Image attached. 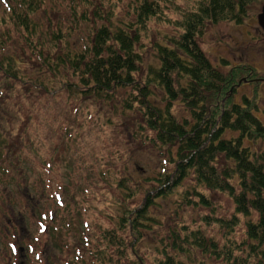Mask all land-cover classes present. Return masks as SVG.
Wrapping results in <instances>:
<instances>
[{"label": "rangeland", "instance_id": "1", "mask_svg": "<svg viewBox=\"0 0 264 264\" xmlns=\"http://www.w3.org/2000/svg\"><path fill=\"white\" fill-rule=\"evenodd\" d=\"M109 1L116 3L114 13L126 21L133 19L139 0ZM155 1L161 7L160 16L146 23L139 43L145 57L142 79L149 74L148 65L156 60L154 43L175 34L174 22L183 12L196 9L201 0ZM38 2L40 9L28 17L37 28L28 33L10 11L14 7L23 14L25 4L20 5L21 0H0V60L12 56L17 75L14 82L5 81L0 71V264H80L73 257L92 264L100 233L115 229L122 215L117 197L122 198L124 188L127 192L139 191V195L126 200L128 209L144 207L148 218L160 222L141 228L142 238L137 244V254L151 259L159 237L165 234L162 225L175 210H183L182 190L194 185L193 175L184 182L186 186L167 195H154L159 188L155 178H160L163 147L147 139V130L138 133L139 114L123 107L127 91L120 88L109 100L83 95L79 78L69 64L55 65L51 57L41 61L36 52L38 44L43 45L44 54L46 49L60 52L51 37L56 29L68 37L67 45L72 50H81L89 44L95 23H84L79 17L73 20L69 0ZM262 8V3H253L241 23L225 21L206 28L198 42L214 67L226 71L242 63L264 76V29L257 21ZM48 61L51 70L44 66ZM150 88L151 102L163 107V90L153 82ZM252 88L249 82L241 83L234 101L250 95ZM260 94L258 104L262 107L264 83ZM173 113L180 122L191 119L182 102L173 105ZM170 148L168 156L174 157L176 146ZM172 167L169 164L165 169L170 171ZM121 179L127 181L123 187ZM148 191L154 197L146 204ZM55 194L61 198H55ZM208 195L217 215H231L233 204L227 197L217 192ZM187 209L182 218L188 221L210 211ZM115 230L129 246L134 238L119 227ZM243 230V224L235 229L237 239L243 237ZM208 233L215 236L216 227L209 228ZM110 251L115 258V247ZM130 259L131 254L122 264ZM145 261L149 264L148 259Z\"/></svg>", "mask_w": 264, "mask_h": 264}, {"label": "trees", "instance_id": "2", "mask_svg": "<svg viewBox=\"0 0 264 264\" xmlns=\"http://www.w3.org/2000/svg\"><path fill=\"white\" fill-rule=\"evenodd\" d=\"M69 1L73 20L79 17L84 23H95L90 42L81 50H72L62 30H53L52 40L61 50L46 49L44 54L43 45L38 44L35 48H39L36 52L41 61L51 57L55 65L69 64L79 78L83 95L109 100L118 89L127 91L123 107L139 114L138 133L147 130V139L163 147L160 178H155L159 188H155L154 195H167L186 186L184 182L191 174L194 180L191 188L186 186L182 190L183 215L175 210L162 225L165 234L159 237L151 259L137 254V244L142 238L141 228L160 222L148 218L144 207L137 211L128 209L126 200L139 195V191L127 192L124 188L122 198L117 197L122 215L116 227L134 239L128 246L125 237L118 236L116 227L101 232L92 264H122L130 254L128 264H147L145 259L149 264H264V105L258 104L263 75L242 63L226 71L217 69L198 42L209 25L241 23L250 6L263 4L264 0H201L196 9L183 12L174 22L175 34L154 43L156 60L148 65L149 74L144 79L140 72L145 57L139 43L146 23L160 16L159 3L137 1L133 19L124 21L114 13L115 2ZM21 4H25L24 13L10 7L11 15L18 19L21 28L34 33L37 26L28 17L40 9V4L38 0H21ZM0 61L1 78L14 82L16 60L10 56ZM44 66L47 70L52 68L49 61ZM152 82L164 92L163 107L151 102ZM240 82H249L253 90L236 102L234 96ZM65 85L60 87L66 88ZM71 87L77 90L72 84ZM176 102L188 107L190 120L178 121L173 113ZM227 132L231 135L227 136ZM171 146H176L174 157L168 156ZM169 164L173 165L170 171L165 169ZM124 183L127 181L119 180L121 187ZM208 192L227 197L233 204L231 215H217ZM154 195L147 192L146 204L153 201ZM187 208L210 211L188 221L182 218ZM241 224L243 237L237 239L235 229ZM211 227H216L215 236L208 233ZM112 246L115 258L110 251ZM74 258L85 264L84 260Z\"/></svg>", "mask_w": 264, "mask_h": 264}, {"label": "water", "instance_id": "3", "mask_svg": "<svg viewBox=\"0 0 264 264\" xmlns=\"http://www.w3.org/2000/svg\"><path fill=\"white\" fill-rule=\"evenodd\" d=\"M258 22L264 27V8L262 9V12L258 16Z\"/></svg>", "mask_w": 264, "mask_h": 264}, {"label": "flooded vegetation", "instance_id": "4", "mask_svg": "<svg viewBox=\"0 0 264 264\" xmlns=\"http://www.w3.org/2000/svg\"><path fill=\"white\" fill-rule=\"evenodd\" d=\"M261 80H263V81H264V76L262 77V79H261ZM19 250H20V251H22V248H19Z\"/></svg>", "mask_w": 264, "mask_h": 264}]
</instances>
